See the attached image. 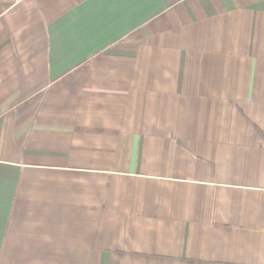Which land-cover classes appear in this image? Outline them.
Returning a JSON list of instances; mask_svg holds the SVG:
<instances>
[{
  "label": "crops",
  "instance_id": "0c3cea01",
  "mask_svg": "<svg viewBox=\"0 0 264 264\" xmlns=\"http://www.w3.org/2000/svg\"><path fill=\"white\" fill-rule=\"evenodd\" d=\"M0 264H264V0H0Z\"/></svg>",
  "mask_w": 264,
  "mask_h": 264
}]
</instances>
